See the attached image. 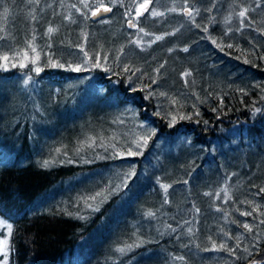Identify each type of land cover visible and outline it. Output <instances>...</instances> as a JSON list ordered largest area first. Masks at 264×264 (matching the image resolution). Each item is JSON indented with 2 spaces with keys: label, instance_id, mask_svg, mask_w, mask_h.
<instances>
[{
  "label": "trees",
  "instance_id": "1",
  "mask_svg": "<svg viewBox=\"0 0 264 264\" xmlns=\"http://www.w3.org/2000/svg\"><path fill=\"white\" fill-rule=\"evenodd\" d=\"M99 2L0 0V221L11 225L10 234L0 225L6 264H63L75 251L67 264L262 261L264 0H151L141 16L144 0H102L112 11L92 21ZM58 99L64 100L54 103L58 111L71 121L95 122L69 145L77 154L54 152L69 135L68 128L62 137L52 127L57 116L47 105ZM137 123L144 127L138 139L129 130ZM86 175L104 176V185L63 197ZM161 184L170 185L167 193ZM97 192L107 199H87ZM123 201L119 217L143 230L132 240L116 219Z\"/></svg>",
  "mask_w": 264,
  "mask_h": 264
},
{
  "label": "rangeland",
  "instance_id": "2",
  "mask_svg": "<svg viewBox=\"0 0 264 264\" xmlns=\"http://www.w3.org/2000/svg\"><path fill=\"white\" fill-rule=\"evenodd\" d=\"M95 10V8H93L89 15L92 14V12ZM188 61L193 62V58H187ZM186 59V60H187ZM150 60V59H149ZM26 79L23 81H21V83H23L24 85H26L25 83ZM77 82H81V81H77ZM77 82H71V84H68L67 86L69 88H74L75 85L77 84ZM3 90V88H2ZM56 91H58L55 88ZM76 99V98H75ZM78 100H76L75 102H77ZM54 103H60L63 104L64 100L63 99H58L57 101H51L49 102V104L47 105V108L51 109V112L54 113L57 116V119L55 121L52 122V127L53 129L58 128V130L56 132H59L60 135L63 137L66 133H62V128L64 127V130H66L67 128L69 129V135L67 136V138L65 139V141L61 144H59L58 147H55V154L59 155L60 152L66 150V151H72L73 153L77 154V152L75 151L74 147L70 148L69 145L74 142V141H79L77 139V135H78V130L82 127L87 125L89 128H93L95 126V122L93 121V119L91 118H86V121L84 119H75L73 121H71L70 119H68V116L63 115L60 111L62 106L59 104L58 106H56ZM57 109V111H54L53 109ZM46 128L51 129L48 125H46ZM129 130L131 131V133L135 134V138L138 139V137H140V134L142 133V131L144 130V127L141 124H135L134 126H130ZM144 132V131H143ZM128 134V132H124V135L126 137V135ZM74 140V141H73ZM84 140V139H82ZM48 146L50 145L49 143L47 144ZM261 164V163H260ZM260 167V166H259ZM122 170H119L117 175L120 177ZM103 174L105 175H109V170H104L102 171ZM131 173V171H130ZM129 173V174H130ZM131 176V175H129ZM128 178V176H127ZM104 181H105V177L104 176H94V175H86L84 177L80 178V181L74 180V182L70 184L66 187L67 190L65 191V195H63V197H74L75 194H77V192H86V193H90L91 191H93L94 188L99 187L101 185H104ZM65 187V186H64ZM181 187V186H180ZM102 188V187H101ZM163 189V188H162ZM124 201L122 203V205L117 209V221H124L126 224L122 225V229L120 231L124 233L125 238H129V240H132V238H138V236L141 234L142 227L141 225H136L135 222H133V224H129V221L127 216L124 217H119V212L122 210V208H124ZM130 213V209L126 208L125 209V214L129 215ZM128 226V229H127ZM119 233V234H120ZM1 239V238H0ZM3 247V246H0ZM2 256V258H1ZM76 258V251L74 252V254L68 259L67 257H65V261L63 264H67L69 262V260H74ZM9 263L8 260H5V256H3V253H0V264H6Z\"/></svg>",
  "mask_w": 264,
  "mask_h": 264
},
{
  "label": "snow or ice",
  "instance_id": "3",
  "mask_svg": "<svg viewBox=\"0 0 264 264\" xmlns=\"http://www.w3.org/2000/svg\"><path fill=\"white\" fill-rule=\"evenodd\" d=\"M82 2H84V0H82ZM150 3H151V0H144V2L140 3L139 6H138V8H137V13H136L137 16H141V15H143L144 12L148 11V7H149V4H150ZM84 6H85V7H88V4H87V3H84ZM73 7H75V5H73ZM77 10H78V9H77ZM6 11H7V10H6ZM102 11H103V12H111V11H112V8L109 7V6H107V5H105V4L102 2V0H100V2L97 4L95 10L92 12V15H93V16H97V15H98L99 13H101ZM173 11H174V9H173ZM247 11H248L247 9H243L242 11H240L239 16H240V17H245ZM184 12H185V14H187V15H189V16L192 15V12H191L190 9H187V8H186V9H184ZM152 15H153V16H156V15H162V13H157V12L153 11V12H152ZM105 22H106V21H105ZM129 27H137V25L134 24V23H132L131 21H129ZM139 30H140L141 32L144 31V29H142V28L139 29ZM53 31H55V29H53L52 27H49V28H48V33H52ZM205 31H207V29H205ZM145 34L147 35V33H145ZM156 39L159 40V39H162V37L157 36ZM134 43H137V45H139L140 42H139V41H134ZM213 43H215V41H213ZM228 47H232V45H228ZM183 50H184V51H188L187 48H185V49H183ZM32 51L35 52L36 49L33 47V48H32ZM85 55H87V53H85ZM24 58H26V59L29 58V56H28V52H27V51L24 52ZM2 59H3L4 61H8V60H9V56L5 55L4 57H2ZM245 62H247V61H245ZM31 63L36 64V63H37V59H36V58H32V59H31ZM14 66H15V65H14ZM24 66H25L24 64H20V67H24ZM53 66L63 67V65H59V64H54ZM96 66L98 67L99 64H97ZM161 67H163V66H161ZM40 70H41L40 68H38V67L36 68V71H37V72H39ZM73 70H75V71H79L80 68L77 67V68H75V69H73ZM127 70H128V69L125 68V71H127ZM157 71H159V70H157ZM183 75H184V76H189V75H191V73H189V72H185ZM25 83H27V81H25ZM256 111H259V109H257ZM181 118L183 119V118H185V117H181ZM173 119H175V118H173ZM205 123H207V121H205ZM151 135H154V132L149 133L148 135L142 137L143 145H142L140 142H137V143H136V147H137V148H140V147L146 145L147 142H148V139L150 138ZM140 154H141V153H139V152H132V151H129V152H128V155H130V156H131V155H140ZM47 164H48V162L46 161V162H45V166H47ZM132 174H134V173H130L129 175H132ZM185 183H187V181H185ZM160 186H161V188L164 189L165 193H167V190H168V188L170 187V185H168V184H161ZM116 187H117V189H118L120 186L118 185V186H116ZM224 191H225V195H226V197H227V189H224ZM260 191H261V192H264V188H261ZM205 195H208V193H205ZM97 197H104V199H107V197L104 196V194L101 193V192H97L95 195H93V196H91V197H88L87 199H89V200H96ZM227 198H230V197H227ZM165 202H167V201H165ZM89 206L91 207V205H89ZM94 210L98 211V210H99L98 206H97ZM148 215H153V214H152L151 212H149ZM242 215H249V213H242ZM262 223H264V221H262ZM0 225H4V222H3V221H0ZM4 226L7 227L8 232H9V234H10V233H11V225H4ZM243 227H244L246 230H251V229L249 228V225H248V224H244ZM0 246H3V247H0V253H4L5 256H6V251H5V249H6L7 246H8V240H7V238L0 239ZM129 247H130V246H129ZM213 248H215V249H217V250H221V249H225L226 246H225L224 244H220V245L217 247V245H216L215 243H213ZM227 250H228V251H232L231 249H227ZM117 251L123 253V252L125 251V249H124V248H119V249H117ZM244 251H245V252H248V249H244ZM249 255H251V253H249ZM179 259H183V257H180ZM250 264H264V262L253 260V261L250 262Z\"/></svg>",
  "mask_w": 264,
  "mask_h": 264
},
{
  "label": "water",
  "instance_id": "4",
  "mask_svg": "<svg viewBox=\"0 0 264 264\" xmlns=\"http://www.w3.org/2000/svg\"><path fill=\"white\" fill-rule=\"evenodd\" d=\"M110 12H101V13H99L97 16H93L92 14L90 15V19L92 20V21H96V20H99V19H101V18H103V17H106L108 14H109ZM261 262H264V259L261 261Z\"/></svg>",
  "mask_w": 264,
  "mask_h": 264
},
{
  "label": "bare ground",
  "instance_id": "5",
  "mask_svg": "<svg viewBox=\"0 0 264 264\" xmlns=\"http://www.w3.org/2000/svg\"><path fill=\"white\" fill-rule=\"evenodd\" d=\"M111 168H113V167H111ZM114 170V169H113Z\"/></svg>",
  "mask_w": 264,
  "mask_h": 264
}]
</instances>
